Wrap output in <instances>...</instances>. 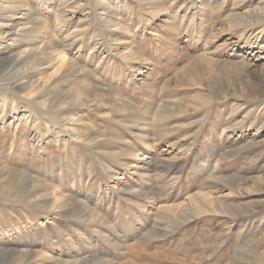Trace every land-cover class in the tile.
<instances>
[{
    "label": "rangeland",
    "instance_id": "rangeland-1",
    "mask_svg": "<svg viewBox=\"0 0 264 264\" xmlns=\"http://www.w3.org/2000/svg\"><path fill=\"white\" fill-rule=\"evenodd\" d=\"M0 26V264H264V0H0Z\"/></svg>",
    "mask_w": 264,
    "mask_h": 264
},
{
    "label": "bare ground",
    "instance_id": "bare-ground-1",
    "mask_svg": "<svg viewBox=\"0 0 264 264\" xmlns=\"http://www.w3.org/2000/svg\"><path fill=\"white\" fill-rule=\"evenodd\" d=\"M5 7V6H4ZM4 7H1L2 9L4 8ZM7 8V7H6ZM2 25V24H1ZM4 30H5V28H4ZM3 32V29H2V26H0V34ZM10 30H8L7 32H6V34H10ZM13 32V31H12ZM21 32V31H20ZM19 33V32H18ZM18 35V34H17ZM2 51V49H0V52ZM63 69H64V66H63ZM29 84V85H28ZM35 84V81L33 80V81H31V83H28V82H26V81H24V82H22V83H15V84H11V85H8V84H2L3 85V87H2V90L3 91H8L11 87H13L14 89H17V90H19L20 92L21 91H23V90H25L26 88H28L29 86L30 87H32L31 85H34ZM29 176V175H28Z\"/></svg>",
    "mask_w": 264,
    "mask_h": 264
}]
</instances>
